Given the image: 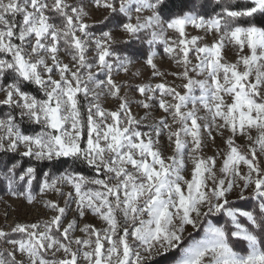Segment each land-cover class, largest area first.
Returning <instances> with one entry per match:
<instances>
[{
  "label": "snow or ice",
  "instance_id": "1",
  "mask_svg": "<svg viewBox=\"0 0 264 264\" xmlns=\"http://www.w3.org/2000/svg\"><path fill=\"white\" fill-rule=\"evenodd\" d=\"M89 2L108 10L97 23L114 25L113 30L126 35L123 43L136 40L150 49L162 45L183 69L171 73L186 81L183 95L164 83L138 86L147 100L159 92L160 109L178 127L172 130L162 118L151 131L138 130L139 121L112 79V31L102 28L95 36L85 22V4L0 0V107L6 108L0 116V153L36 162L18 177L19 162L4 163V179L13 196L23 195L32 204L35 197L29 190L40 165L59 169L71 162L72 169L59 175L42 172L40 194L64 197L65 206L45 201L56 213L50 221L16 224L10 233L0 230V245L12 246L0 248V264H154L157 257L174 251L180 255L173 264H264V167L259 162L264 156V0H210L199 10L188 0L180 11H173L177 5L172 0ZM189 27L202 35L189 36ZM209 37L210 43H201ZM229 47L236 56L232 63L223 56ZM89 49L94 51L91 62ZM62 50L71 56L72 67L58 59ZM129 53L142 54L133 48ZM155 55L150 52L145 62L153 75H162L153 62ZM115 60L125 70L130 62L128 57ZM190 73L204 78L193 79ZM105 91L120 100L116 111L99 103ZM80 95L91 99L82 105ZM140 103L146 109L151 106ZM189 104L191 109L185 111ZM200 108L205 116L197 115ZM200 120L210 138L212 128L221 136L229 133L222 157L220 152L200 155ZM25 124L39 130L27 131ZM164 130L174 144L166 158L156 147ZM182 137H190V147ZM236 137L248 141L246 151ZM186 148L190 178L184 175ZM217 159L222 160L218 170ZM80 164L95 175L76 172ZM17 180L24 182L21 193L12 191ZM63 185L71 191H62ZM233 194L251 201V209L234 206ZM73 202L80 219L90 213L103 227L85 224L79 229L83 237L72 235L76 219L62 228ZM188 228L200 236L185 244Z\"/></svg>",
  "mask_w": 264,
  "mask_h": 264
},
{
  "label": "rangeland",
  "instance_id": "2",
  "mask_svg": "<svg viewBox=\"0 0 264 264\" xmlns=\"http://www.w3.org/2000/svg\"><path fill=\"white\" fill-rule=\"evenodd\" d=\"M67 2L71 5H76L79 3L85 4V11L88 13V16L85 20L86 23L89 25H92L91 28L99 29V27H104V25H101L97 23V21L103 19L105 15L108 14V10L103 8H96L93 4L89 2V0H67ZM135 13H133V22H135ZM126 19V18H125ZM97 27V28H96ZM114 25L107 26V29L105 31H112L114 43L113 46H120V47H130L133 48L131 44H125L123 43V40L126 38V35L118 30H113ZM90 28V29H91ZM93 31V30H92ZM189 36H195V35H202V33L197 32L196 30L189 27L187 29ZM95 36H99L100 33L95 34ZM169 36L172 35L171 32L168 33ZM211 37L208 38L206 41H201V43H210ZM133 49H138L136 46ZM152 51L156 52V55L154 57L153 62L156 65V70L162 73V75H153V69L147 65L145 62L146 59H144L143 56L135 55L136 58L134 60L132 58H129V63L126 64V70L125 68H120L117 66L115 57L109 58V62L113 63V71H112V79L116 85L119 86V93L118 96L124 98V100L127 101L129 104L131 114L137 121H139V124L137 125L138 130L142 132H148L152 130V127L154 125H157L158 121L162 118H167V122L172 126V130H175L178 125L174 124L172 122V119L170 116H167L166 113L163 112L162 109L159 107V101L161 99V96L159 92L157 91L154 94L153 100H147L146 95H141L138 91V86L144 85V86H152L154 87L156 84L164 83L167 86L174 88L176 91L180 92L181 95L184 94V89L182 85L186 83V81L177 78L176 75H172L171 73H178L183 71L182 68L178 67L176 64L173 63L172 60H170L167 55L163 52V46L162 45H156L154 48H152ZM151 51V52H152ZM223 56L226 62L232 63L235 62L236 56L233 53V50L231 47L227 48L223 52ZM58 59L64 63L68 64L69 67L73 66V62L71 60V56L66 54L63 50L58 54ZM87 59L89 62H91L94 59V51L93 49H89V52L87 53ZM123 60V59H121ZM193 63H195L194 56L192 57ZM75 70V68H73ZM87 71V70H82ZM92 71L96 73L101 79H104L105 77L103 74L98 73L96 68H93ZM193 79H203V76H196L195 73H190ZM58 78V77H55ZM97 92H100V89L96 90ZM36 93V90H35ZM39 95V93H36ZM194 95H199V90L197 89L194 92ZM3 98V94H0V99ZM80 102L82 105H86L88 101L91 99L89 97L88 99H85L83 95H80L79 97ZM164 100H166L169 103H174V101L171 100V97L164 96ZM141 101H144L151 106L149 108H144L141 106ZM99 103L105 110L110 111H116L119 107L120 100L111 98L107 95V92L105 91L103 95L100 96ZM191 104L188 105L187 109H184L185 111L191 109ZM197 115L199 116H205V111L200 108ZM201 124V138H202V149L200 152V155L204 158H207L209 156H215L217 152L221 153V157L224 151L227 150V146L225 144V140L229 136V133L227 131L223 132V136L218 134L217 128L211 129V138L209 136V132L203 128V125L205 124L204 120L198 121ZM208 122L210 123V117L208 119ZM220 121H217V124H219ZM27 125V124H26ZM29 131H31L33 128L36 130L38 129V126H32ZM223 131V130H220ZM255 135V133H253ZM153 138L155 139V135L153 133ZM183 139L189 141V147L190 145V137H182ZM236 144L241 147L242 151H246V145L248 144V141L241 137H236ZM157 148H159L163 154V156L166 158L173 154V148L174 144L169 143L167 138V130H164L162 136L160 137V144L156 145ZM184 161L186 166V171L184 172V175L186 178H190V170L192 168V163L189 158L188 149H185L184 152ZM222 160L217 159V170L219 169L221 165ZM259 162L261 164V167H264V156L259 157ZM92 175L94 176L95 173L91 170ZM219 175V173H218ZM62 191L65 193L71 191L70 187L67 185H63ZM95 187V186H92ZM12 191H15L17 193H21L22 190L19 189H12ZM250 192V189H249ZM35 197V200L32 204H29L26 200V198L23 195H16L13 196L12 192L8 190L7 194L2 196L0 198V230H3L6 233H10L11 229L15 227L16 224H33V223H41L44 221H50V219L56 215L55 212L47 209L44 206L45 201H54L59 204V206L64 207V197H58L53 192H47L44 195L40 194L39 188L35 193H31ZM245 195H248V193H245ZM230 199L233 201H237V197L235 194L230 196ZM76 219L77 225L76 229L73 232L74 237H83V233L79 231L81 227H83L85 224L93 225L97 229L102 228L103 224L102 222L95 216L91 215L90 213H86L85 217L83 219H80L78 214L75 211V203L73 202L71 206L69 207L66 217L63 221V226H66L67 223L70 220ZM196 232L195 230H192L191 228H188V230L185 232V240L189 238L190 236L194 235ZM15 238H20V234L13 233L12 234ZM11 245H0V248H7L11 249ZM17 258L19 259L20 256L17 253ZM160 257H157L154 261V264H158V260Z\"/></svg>",
  "mask_w": 264,
  "mask_h": 264
},
{
  "label": "trees",
  "instance_id": "3",
  "mask_svg": "<svg viewBox=\"0 0 264 264\" xmlns=\"http://www.w3.org/2000/svg\"><path fill=\"white\" fill-rule=\"evenodd\" d=\"M188 0H172V3L177 5V7H175L173 9V11H180V5L182 4H187ZM208 2L210 3V0H193V3L196 5L197 10H199L200 5ZM210 11V9H209ZM119 19H125L124 17L120 16ZM57 23L59 22L58 20L56 21ZM111 24H108L107 26H110ZM107 26L104 27H99V29H93L91 28L90 31L92 33L98 34L100 33V30L103 28V30L107 29ZM93 30V31H92ZM129 44L132 45V47L134 48L135 46L138 48L137 50H140V52L142 53L140 56H143L144 59L147 58V55L150 54V52L152 51V48H149V45H147L146 43H141L140 41H136L133 40L131 41ZM114 50V57H120V59H124L125 57H129L132 58L134 60V58H136L133 55H130L129 53V49L130 47H120V46H113L112 47ZM30 92L35 93V89L32 87H29L28 89ZM36 94V93H35ZM6 111V108L4 107H0V116H2L3 112ZM23 128L27 131H29L32 127L27 126L26 124L23 125ZM19 162V164L21 165L20 168L17 169V177L19 176L20 172L24 169L27 168L30 164L35 165L36 162L35 161H30L28 158H23L20 157L18 154H13V153H8V154H4V153H0V198L4 195L7 194L9 188L7 185V181L4 179V170L2 165L4 163H13V162ZM71 164V162H69L68 164H65L62 168L59 169H54V168H50L47 167L46 165H40L39 166V170H38V174H37V179L33 181V185L31 187V189L29 190L31 193H35L37 191V189L39 188V181L42 179V172L43 171H49L51 173H53L54 175H59L60 172H63L65 169H69L72 170L69 165ZM75 171L78 172L81 175L84 176H88L91 177L92 172L91 170L83 164L80 165H76L75 166ZM12 189H19V190H24V182L18 181L17 183L13 185ZM234 206L236 207H245L248 210L251 209V201L245 203L243 201L237 200L235 201ZM214 221L216 220L215 217L212 218ZM222 222V219H221ZM200 233L196 232L194 235L190 236L189 238H187L185 240V244L192 240V239H199ZM179 251H174L171 253H168L167 256L165 257H160L158 260V264H173L174 260L179 258Z\"/></svg>",
  "mask_w": 264,
  "mask_h": 264
}]
</instances>
